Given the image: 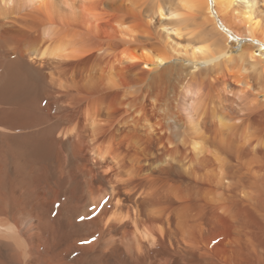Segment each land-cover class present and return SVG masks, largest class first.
<instances>
[{"label":"bare ground","instance_id":"obj_1","mask_svg":"<svg viewBox=\"0 0 264 264\" xmlns=\"http://www.w3.org/2000/svg\"><path fill=\"white\" fill-rule=\"evenodd\" d=\"M0 264H264V0H0Z\"/></svg>","mask_w":264,"mask_h":264}]
</instances>
